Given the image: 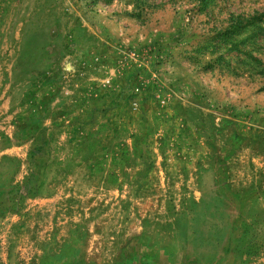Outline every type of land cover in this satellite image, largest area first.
Returning <instances> with one entry per match:
<instances>
[{
  "label": "rangeland",
  "instance_id": "374dc122",
  "mask_svg": "<svg viewBox=\"0 0 264 264\" xmlns=\"http://www.w3.org/2000/svg\"><path fill=\"white\" fill-rule=\"evenodd\" d=\"M36 15L112 44L128 68L100 107L97 156L79 147L92 121L51 131L9 75L12 35ZM194 102L210 148L221 131L238 154L244 191L246 166L264 165V0H0V264H264V236L232 203L211 187L195 202L161 172L172 138L152 117L186 122Z\"/></svg>",
  "mask_w": 264,
  "mask_h": 264
},
{
  "label": "crops",
  "instance_id": "0c3cea01",
  "mask_svg": "<svg viewBox=\"0 0 264 264\" xmlns=\"http://www.w3.org/2000/svg\"><path fill=\"white\" fill-rule=\"evenodd\" d=\"M35 7L37 13L42 12L36 4ZM31 21L19 24V32L27 34L12 35L14 50L18 51L13 52L12 61L7 65L13 83L19 81L17 90L30 92L23 98L31 107L26 113H31L32 120L39 122L40 106H45L42 116L46 124L53 126L49 128L51 131L59 119L76 123L77 128L82 127L85 120L92 121L90 133L85 139L81 138V145L76 143V147L91 145V154L97 156L100 146L96 123L99 122L100 107L115 102V82L128 68L111 65V60L116 58L115 51L110 49L113 45L108 44V52L103 54L98 36L78 35L73 39L66 31L67 26L60 25L53 17L41 19L36 15ZM193 106L195 116L186 122L180 117L174 120L163 115L152 117L153 124L159 125L158 131L153 133L156 139L161 140L158 134L162 126L165 127L163 139L166 135L172 138L165 154L173 163L161 168L164 178L168 180L166 174L170 172L171 180L177 186L186 184L190 189L189 196L199 203L207 199L208 187L218 191L223 202L234 205L232 211L236 219H244L256 227L257 234L264 236V165L259 168L250 163L246 166L248 179L245 182L249 184L243 191L240 184L244 177L239 175L243 165L236 162L238 154H229L221 131L215 132L219 146L215 150L210 148L211 138L203 131L210 110L204 104L194 102ZM124 127L132 129L130 124ZM35 140L31 141V147ZM247 200L256 204L250 213L241 211V204ZM232 229L230 234L238 232Z\"/></svg>",
  "mask_w": 264,
  "mask_h": 264
},
{
  "label": "built area",
  "instance_id": "2783aa9c",
  "mask_svg": "<svg viewBox=\"0 0 264 264\" xmlns=\"http://www.w3.org/2000/svg\"><path fill=\"white\" fill-rule=\"evenodd\" d=\"M136 90H137V92H139V91H140V89H139V88H137Z\"/></svg>",
  "mask_w": 264,
  "mask_h": 264
}]
</instances>
